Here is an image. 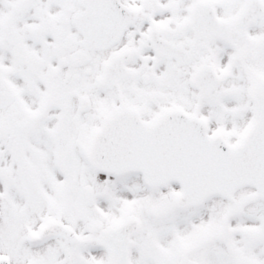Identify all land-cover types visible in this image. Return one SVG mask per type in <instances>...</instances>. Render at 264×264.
<instances>
[{"label": "snow or ice", "instance_id": "obj_1", "mask_svg": "<svg viewBox=\"0 0 264 264\" xmlns=\"http://www.w3.org/2000/svg\"><path fill=\"white\" fill-rule=\"evenodd\" d=\"M0 264H264V0H0Z\"/></svg>", "mask_w": 264, "mask_h": 264}]
</instances>
